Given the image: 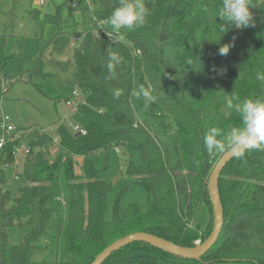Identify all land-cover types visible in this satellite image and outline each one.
<instances>
[{
    "label": "trees",
    "instance_id": "trees-1",
    "mask_svg": "<svg viewBox=\"0 0 264 264\" xmlns=\"http://www.w3.org/2000/svg\"><path fill=\"white\" fill-rule=\"evenodd\" d=\"M90 1L98 21L119 6V0ZM144 3L149 9L144 25L121 29L123 39L113 49L105 38L92 39L86 7L79 10L80 23L70 31L61 30L59 14L44 15V22L60 29L51 39L53 52L61 53L72 37L83 36L72 48L71 64L61 69L72 66L74 85L83 95L71 120L86 135L57 122L53 136L64 153L51 159L41 150L52 142L51 133L27 144L29 153L15 173L17 196L5 186L2 166L15 165L12 150L22 136L0 150V264H90L111 243L135 232L187 248L209 236L213 223L208 178L222 153H209L203 138L211 128L224 131L240 124L239 115L226 107L229 98L234 105L264 98V80L257 79L264 74V0H248L253 26H233L224 35L218 18L222 0ZM207 13L214 15L209 21ZM229 43H234L229 54L218 55L219 47ZM109 52L122 57L112 71L107 67ZM222 62L224 74L211 79ZM43 64L37 63L36 78ZM141 85L153 97L147 107L143 97L134 95ZM6 89L0 88V96ZM117 89L122 90L119 98L114 96ZM115 148L121 165L110 160ZM116 174L121 179L107 219L110 179ZM60 176L63 204L56 190ZM130 184L145 191L146 209L135 203L122 206ZM218 188L223 226L214 246L197 263L264 264V150L249 149L232 159L220 174ZM60 221L64 223L58 235L55 225ZM12 228L19 231L17 244L9 241ZM56 243L59 259L53 251ZM37 251L44 253L43 260H34ZM167 258L180 259L133 243L103 264H157Z\"/></svg>",
    "mask_w": 264,
    "mask_h": 264
},
{
    "label": "rangeland",
    "instance_id": "rangeland-1",
    "mask_svg": "<svg viewBox=\"0 0 264 264\" xmlns=\"http://www.w3.org/2000/svg\"><path fill=\"white\" fill-rule=\"evenodd\" d=\"M38 0H0V85L4 81L7 88L0 96V109L10 117L16 133L22 136L24 143L29 144L48 130L57 122L64 120L69 115L70 108L65 105V99L71 98V92L76 89L73 81L72 51L70 45L61 53L52 51L51 39L60 29L53 24L44 22V15L62 18L61 30H68L80 23L79 9H72L65 0H48L44 7L36 5ZM59 9L58 11H56ZM214 17L207 13L206 21ZM55 23H59L57 20ZM78 30L80 25H76ZM67 31V32H68ZM202 28L196 32L194 40L200 39ZM44 64L40 69L39 77H35L36 65L39 61ZM59 64H58V63ZM70 62L63 70L64 63ZM55 63V64H54ZM60 65V66H59ZM6 86V87H5ZM218 98L223 99L219 94ZM41 150L51 159L63 150L52 142L45 144ZM24 157L15 158V165L6 169V187L11 189L13 196L18 195V180L16 172L21 170ZM113 164L121 165L122 158L115 153L110 154ZM120 174L111 177L113 186L107 195L106 218H110L111 202L117 193ZM57 192L60 194L61 204L64 202V181L62 176L57 182ZM129 203L137 204L142 210L147 207L145 191L134 185H129V190L122 200V206ZM8 202L6 207H11ZM64 221L55 225V232L59 235ZM9 241L17 244L20 239L19 231L12 228L9 232ZM61 243V241H60ZM59 246V247H58ZM44 247V246H40ZM58 248V249H57ZM60 245H54V255H60ZM44 253L37 251L35 261H41ZM157 264H198L195 261L167 258L158 260ZM214 264H253L249 262H216Z\"/></svg>",
    "mask_w": 264,
    "mask_h": 264
},
{
    "label": "clouds",
    "instance_id": "clouds-1",
    "mask_svg": "<svg viewBox=\"0 0 264 264\" xmlns=\"http://www.w3.org/2000/svg\"><path fill=\"white\" fill-rule=\"evenodd\" d=\"M149 15V9L144 0H119V6L116 7L111 15L100 20L99 24L103 27L107 25L112 35V43L123 39L121 29L133 30L142 27L146 16ZM95 19V17H93ZM218 18L222 22L219 24V32L227 33L233 26L237 29H243L253 26L252 13L249 10L248 0H222V7L219 9ZM99 36V32L97 33ZM235 37H233V41ZM234 43L224 44L219 47L218 55L227 56ZM109 71H112L116 65L122 61V57L116 52H109ZM218 71L219 75L224 74V69H213ZM258 80H264V74H257ZM122 90L114 91V96L119 98ZM137 97H143L146 101L152 102L153 97L148 89L143 85L139 86L138 91L134 92ZM229 110H234L240 117L238 126H231L227 130L211 128L203 138L204 146L211 154L230 152L233 156H241L245 150L258 149L264 150V98L255 100H245L242 103L233 104L229 98L226 102Z\"/></svg>",
    "mask_w": 264,
    "mask_h": 264
},
{
    "label": "water",
    "instance_id": "water-1",
    "mask_svg": "<svg viewBox=\"0 0 264 264\" xmlns=\"http://www.w3.org/2000/svg\"><path fill=\"white\" fill-rule=\"evenodd\" d=\"M236 157L237 156H233L230 152L222 153L210 172L208 178V198L212 211L213 226L209 236L203 242L200 241L198 244H194L193 247L187 248L173 244L149 233L135 232L111 243L103 249L90 264H103L113 253L133 243H144L170 256L201 263V258L216 243L223 226V209L220 201L218 180L225 166ZM235 261L236 260H230L228 262Z\"/></svg>",
    "mask_w": 264,
    "mask_h": 264
},
{
    "label": "built area",
    "instance_id": "built-area-1",
    "mask_svg": "<svg viewBox=\"0 0 264 264\" xmlns=\"http://www.w3.org/2000/svg\"><path fill=\"white\" fill-rule=\"evenodd\" d=\"M69 6L72 9H79L80 5L82 4V7H86L89 9V12L91 13L92 11V3L90 0H65ZM48 0H38L36 1V5L40 7H44ZM94 15L91 13L90 14V28H91V35L92 39L94 41L100 40L105 38L108 46L110 49H113L116 45V43H112V35H106L105 33H110L109 31H106L104 27H102L99 24V21L95 18H93ZM99 32V36L97 33ZM83 37V36H82ZM80 36H74L72 37L70 41V47L71 48H76L81 41ZM137 54H139L137 52ZM219 69H224V63L222 62L221 66ZM218 72L211 77V79L215 80L218 76ZM6 83L3 81L0 85V88H3ZM83 95L75 89L74 91L71 92V98L66 99L65 105L70 108L69 115L64 118V120H61V124H65L68 126V128L71 130L72 133L78 134L80 136H85L86 135V130L81 127L80 125L72 122L71 118L74 114L77 112L78 105L83 102ZM51 133L52 134V143L53 144H58L57 143V137L53 136L54 128L51 127L48 130H42V133ZM19 139V135L16 133V130L14 128V125L10 119L9 116L5 115L1 109H0V150L5 147L7 144L14 143L16 140ZM19 141V140H18ZM114 152L116 155L120 154V151L118 148L114 149ZM29 153V147L26 143L18 142L16 145H14L13 150H12V156L14 158H17L19 156L25 157ZM9 166L7 164H4L2 168L6 170ZM200 240L196 241L194 244H198Z\"/></svg>",
    "mask_w": 264,
    "mask_h": 264
}]
</instances>
